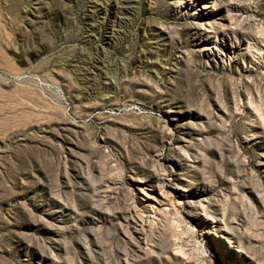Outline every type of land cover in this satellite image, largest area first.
I'll return each instance as SVG.
<instances>
[{"label": "rangeland", "instance_id": "rangeland-1", "mask_svg": "<svg viewBox=\"0 0 264 264\" xmlns=\"http://www.w3.org/2000/svg\"><path fill=\"white\" fill-rule=\"evenodd\" d=\"M0 264H264V0H0Z\"/></svg>", "mask_w": 264, "mask_h": 264}]
</instances>
